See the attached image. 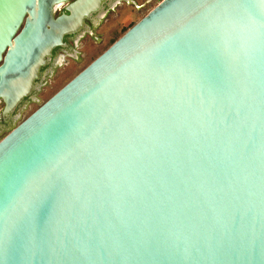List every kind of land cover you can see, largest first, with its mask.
Returning <instances> with one entry per match:
<instances>
[{
  "label": "water",
  "instance_id": "obj_1",
  "mask_svg": "<svg viewBox=\"0 0 264 264\" xmlns=\"http://www.w3.org/2000/svg\"><path fill=\"white\" fill-rule=\"evenodd\" d=\"M0 0V101L93 4ZM0 264H264V0H161L0 139Z\"/></svg>",
  "mask_w": 264,
  "mask_h": 264
},
{
  "label": "flooded vegetation",
  "instance_id": "obj_2",
  "mask_svg": "<svg viewBox=\"0 0 264 264\" xmlns=\"http://www.w3.org/2000/svg\"><path fill=\"white\" fill-rule=\"evenodd\" d=\"M75 1L76 0H69L61 4H57L54 9L55 17H58L62 14L70 15L71 10L69 9V5ZM91 4L93 5L89 13L84 16L82 23L73 31H69L65 33L63 36V42L61 44L56 45L49 52L45 53L42 62L39 63L37 75L35 76L33 80L32 90L27 96H25L22 99V100L26 99L24 104L30 103L32 101H38L34 92L38 90V88L42 87L43 85H47L48 83H50V79L56 74L57 69L65 67L66 65L70 63V61L76 62L81 59L82 52L79 50V47H80V43L82 39H84L86 35L92 36L93 38L92 40L96 43H99L100 35L96 34L95 30L100 25H102L108 17L109 18L113 17V20H115L116 18H119V17L121 18L122 15L126 13L128 8H130L132 12H134L137 9H140V0H92ZM110 23H111V20H110ZM117 39H115L111 43V45ZM0 103L3 104L2 110L0 112V130H1L4 128V125L6 126L8 121L12 122L15 119V115L17 111L15 109L17 107L12 112L5 114L4 113L5 103L3 100H1Z\"/></svg>",
  "mask_w": 264,
  "mask_h": 264
},
{
  "label": "rangeland",
  "instance_id": "obj_3",
  "mask_svg": "<svg viewBox=\"0 0 264 264\" xmlns=\"http://www.w3.org/2000/svg\"><path fill=\"white\" fill-rule=\"evenodd\" d=\"M160 1L161 0H140V9L132 12V10L128 8L126 13L123 14L121 18L119 17L115 20H113V17H108L104 23L95 30V33L100 35L99 43L94 42L92 40V36L86 35L85 38L82 39L79 47V50L82 52L81 59L76 62L70 61V63L65 67L57 69L56 74L50 79V83L43 85L34 92L38 101H32L24 104L26 99L22 100L15 109L17 110L15 119L12 122L8 121L6 126L4 125V128L0 130V139L4 137L14 126L19 124L35 109H37L42 103H44L65 83L84 69L93 59H95L101 52L111 45L115 39L121 36L134 23L145 16ZM2 107L3 104L0 103V112Z\"/></svg>",
  "mask_w": 264,
  "mask_h": 264
}]
</instances>
